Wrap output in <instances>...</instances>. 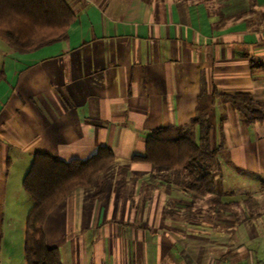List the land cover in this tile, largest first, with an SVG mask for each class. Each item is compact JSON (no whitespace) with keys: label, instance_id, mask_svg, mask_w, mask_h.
I'll use <instances>...</instances> for the list:
<instances>
[{"label":"crops","instance_id":"0c3cea01","mask_svg":"<svg viewBox=\"0 0 264 264\" xmlns=\"http://www.w3.org/2000/svg\"><path fill=\"white\" fill-rule=\"evenodd\" d=\"M65 1L75 19L64 38L28 52L0 38V264L24 251L33 155L87 159L102 147L113 163L44 221L62 264H264L262 246L242 252L244 241L264 245L253 219L264 209L243 205L264 191L228 194L264 186V119L247 122L220 96L247 93L264 109V0ZM202 112L216 189L192 200L132 159L151 130ZM214 196L244 218L215 212Z\"/></svg>","mask_w":264,"mask_h":264},{"label":"trees","instance_id":"16d2710c","mask_svg":"<svg viewBox=\"0 0 264 264\" xmlns=\"http://www.w3.org/2000/svg\"><path fill=\"white\" fill-rule=\"evenodd\" d=\"M74 19L75 14L65 0H0V38L18 52H28L64 38ZM3 78L4 71L0 69V81ZM220 96L242 113L247 122L264 119L262 103L250 94ZM210 131V122L203 112L187 125L155 128L145 137L144 153L132 160L150 164L152 178L167 186H180L192 200L204 199L216 189L213 176L216 153L210 145ZM113 161L114 154L108 147L100 148L87 159L69 161L39 152L33 155L22 181L24 191L34 202L25 226L26 264H62L59 250L46 244L44 221L67 196L89 186ZM103 192L101 187L95 196ZM210 204L218 214L228 213L240 221L231 203L214 196Z\"/></svg>","mask_w":264,"mask_h":264},{"label":"rangeland","instance_id":"374dc122","mask_svg":"<svg viewBox=\"0 0 264 264\" xmlns=\"http://www.w3.org/2000/svg\"><path fill=\"white\" fill-rule=\"evenodd\" d=\"M215 127H216V125H215ZM214 127V128H215ZM211 143V142H210ZM211 145V144H210ZM212 148V147H211ZM104 172V171H103ZM102 172V173H103ZM102 173H100V174H102ZM99 174V175H100ZM98 175V176H99ZM263 176H264V173H263V171H260L259 173H258V177H260V180L263 178ZM97 177V176H96ZM95 177V178H96ZM95 178H94V180H95ZM94 180L92 181V183L94 182ZM23 181V180H22ZM92 183L89 185V186H87V187H90L91 185H92ZM166 185V184H165ZM167 186V185H166ZM87 187H85V188H87ZM260 191H264V186H259L258 184H252V185H244V186H233V188L231 189V192L230 193H228V194H230V196H233L234 198H238L239 196H243V194H254L255 192H260ZM261 200H259V199H256L255 197H248V200H247V202H245L244 201V203H243V205H244V207H246V208H252L251 210H255L256 212L257 211H260V209L262 210V209H264V208H262L263 207V205H264V194L263 195H261ZM255 205H258V207L257 208H255L256 206ZM255 206V207H254ZM234 211V210H233ZM255 213V212H254ZM237 218H239L240 220L241 219H243L244 217H243V214H240L239 215V217H237ZM253 219H254V222H256L257 224H258V226L256 227V229H257V231L258 232H260V234L262 233V237H264V218H254L253 217ZM229 220H231V221H234L235 219H233V218H230ZM213 222H214V226L215 227H220V225H224V226H230L231 225V223L229 224H227V223H225V222H223V221H221V220H216V221H214L213 220ZM236 229V228H235ZM231 235V234H230ZM261 237V239H262V241H264V238H262ZM24 238H25V236H24ZM262 246V247H261ZM259 247H261V249H260V251L261 252H263L264 251V245H263V243L262 244H260L259 242H258V240H254V241H252V242H249V243H247V242H243V250H242V252L243 251H246V252H254V251H258V249H259ZM23 259H24V251L22 252V254L20 255V257H19V259H18V262H19V264H23ZM18 262H17V264H18Z\"/></svg>","mask_w":264,"mask_h":264}]
</instances>
